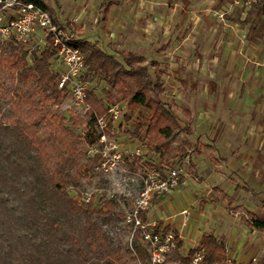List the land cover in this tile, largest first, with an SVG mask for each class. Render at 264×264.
I'll list each match as a JSON object with an SVG mask.
<instances>
[{"label":"trees","instance_id":"trees-1","mask_svg":"<svg viewBox=\"0 0 264 264\" xmlns=\"http://www.w3.org/2000/svg\"><path fill=\"white\" fill-rule=\"evenodd\" d=\"M28 2L51 13L41 0ZM252 10L253 29L258 23L264 26V0ZM72 44L83 53L85 79H101L112 92L109 103L115 97L124 101L122 120H136L129 135L151 154L162 157L171 151L180 126L158 98L163 92L160 74L153 79L144 59L131 53H119L117 59L87 41L75 38ZM28 46L0 41V264H146L143 247H123L104 229L118 216L117 199H103L97 208L90 202L84 208L68 194V189L81 188L85 178L81 162L89 147L98 143L93 115H103L105 105L90 90L88 113L73 117L71 127L63 115L47 111V105L61 106L68 91L58 88L60 74L52 68L51 46L30 53ZM72 128H83L85 133L78 135ZM100 159L96 154L88 162L94 165ZM250 226L264 228V218H254ZM182 247L177 238L166 261L190 264L199 249L204 252L203 264H221L226 256L224 241L211 234H203L186 255Z\"/></svg>","mask_w":264,"mask_h":264},{"label":"rangeland","instance_id":"rangeland-1","mask_svg":"<svg viewBox=\"0 0 264 264\" xmlns=\"http://www.w3.org/2000/svg\"><path fill=\"white\" fill-rule=\"evenodd\" d=\"M41 1L50 8V14L57 22L61 26L67 27V31L72 32L75 38H79V41H87L94 44L105 52L114 55L117 59H119L118 54L122 52L142 57L144 59L143 65L148 68L149 74L152 75L153 79L156 73L160 74L163 92L158 98L174 115L180 126L176 137L171 141V151L164 153L161 157L158 154L148 152L144 143L129 135L135 130L137 124L134 118L130 122L122 120L114 130L113 138L123 152L124 162L118 169L116 168L107 173L103 169H98L99 162L94 165L88 162V159H92L94 155L91 147H89L86 157L81 162L83 165V175L85 176L81 180V188L79 190L68 189V194L76 204L84 208L86 206L79 204L78 198L81 199L85 194H91L93 208L99 207L103 199L118 200L117 218H113L109 223L104 225V229L113 238L115 243L128 247L129 229L122 224L123 216L125 211L129 209L132 200L142 189L141 176L145 170L157 169L159 171H166L175 166H180L184 169L186 175L182 178L177 190L188 181L187 188L190 190L194 188L191 191L198 201L193 205L180 206L174 211L175 213L188 210L191 214V211L201 208L203 216L199 217L205 219L207 222L221 215L229 223L239 220L243 227H249L250 221L254 218H264V212L256 216L242 209L240 210V206H236L235 194H230L234 187H236L235 191L242 190L239 199L241 205L245 203L243 194L249 198L251 197L246 190V184L243 179L244 175L243 177L239 176L241 180L238 181L236 179L238 176L236 171L229 168L228 157L214 152L215 143L211 139V136L209 138L196 137L192 131V129L197 130L195 119L198 112L205 109V112L210 113L213 110L212 100L214 99L213 91L215 90L210 89L208 86V88L204 89L202 86L205 81L218 79V77L213 78L210 74L200 75L194 68H191L202 63L203 59L197 60V55L204 51H206V55H210V53L215 56L220 53L224 55L225 51L229 52L231 48L232 56L235 54L233 50L236 49V54L239 56V60H241L240 62L248 63L247 65H250V62L245 60L249 58L246 54H249L251 50L255 51V49L259 50L261 48L264 55V27L256 25V28L253 29L255 15L252 9L246 17L241 15L240 10L237 9L230 14L220 17L218 14L219 10L221 7H225L230 0H188L190 4L189 12L184 14L183 17L184 20L188 19L189 22L187 25L182 26L180 24L174 25L177 19L183 18L179 10V7L184 5L181 0ZM198 1H201L202 7L196 5ZM110 2L112 5L109 11L113 10L114 13L110 15L111 18L108 21L109 17L104 14V9ZM74 14L82 15V20L77 22V26L68 20V17ZM167 16L171 17L169 19L171 22L169 23L165 19ZM244 18L246 20L249 19L247 24L242 21ZM153 19L159 21L160 27L156 29L155 34L148 37L147 29L149 28L145 24L147 25ZM198 19L200 20L198 21ZM114 21L118 25L112 24ZM191 21L197 24L202 23L201 28H199V25L194 26ZM217 24H220L225 31H219L216 27ZM121 27L124 29L121 30ZM178 27L181 29L175 33L173 41L180 40V37L183 38L187 35L188 44L182 45L181 42H179L180 44L174 43L172 48L156 52L157 49L166 46L164 39H162L163 31H171ZM139 28L141 34L138 33ZM203 28L205 29L203 30ZM219 33L221 35L218 39L216 35ZM231 36L232 39H228ZM133 38H139L140 42H136ZM166 44L167 46L172 45L170 41ZM27 49L28 51L31 49V51H34V46L30 45ZM43 50L44 48L42 47L36 51ZM79 50L82 53L81 49ZM183 55H189V58L186 57L189 60L186 58L182 60ZM224 60L222 57V63L225 62ZM182 64H185V67ZM254 64L260 70H264V58ZM180 66L183 71L180 69ZM87 81L89 89L94 91L98 99L104 105L109 103L108 101L113 98L111 96L112 92L108 90L103 81L97 77H89ZM11 86L15 87L17 83H13ZM114 99L118 100L117 97ZM46 110L63 115L66 119V125L69 127H71V119L73 117L85 116L71 107L69 91L67 98L61 106L47 105ZM185 129H189L191 133L187 134ZM73 130L78 135L85 133L83 128ZM141 133L143 135V131ZM133 152L140 154L136 157L139 158V161L136 158H128V155ZM220 176L226 180V184L222 185L218 183V180L222 178ZM168 195L165 194L163 196ZM156 200L155 198L153 204ZM217 224L218 222H214L210 227L217 226ZM187 229L192 230V226H189ZM196 230L194 235L197 231L198 234L202 233V231L208 232V229L204 225H200L199 230ZM219 239L225 240L224 237ZM252 252L255 254L254 251ZM257 255L259 264L264 263V251L258 252ZM128 264H132V262L128 261Z\"/></svg>","mask_w":264,"mask_h":264},{"label":"crops","instance_id":"crops-1","mask_svg":"<svg viewBox=\"0 0 264 264\" xmlns=\"http://www.w3.org/2000/svg\"><path fill=\"white\" fill-rule=\"evenodd\" d=\"M181 1L184 5L179 7V10L183 17L184 14L189 12L190 4L188 0ZM111 5V2L108 3L104 9V14L109 17L108 21H110V15L114 13L113 10L109 11ZM196 5L202 7L203 4L201 1H198ZM192 11L191 13H193ZM170 18L168 16L165 18L168 23L171 22L169 20ZM68 20L77 26V22L82 20V15H71V17H68ZM242 21L247 24L249 20L244 18ZM188 22V19L184 20L183 17L179 20L177 19L174 25L180 24L185 26ZM191 22H193L194 26L199 25V28L202 26V23L197 24L194 21ZM112 24L118 25L116 21L112 22ZM257 25L261 24L258 23ZM145 26L149 28L147 29L148 37L155 34L156 29L160 27L159 21L156 19L149 21ZM216 27L219 31H225L220 24H217ZM123 29L121 27V30ZM180 29L178 27L171 31H163L162 39H164L166 46L160 48V50L155 49L156 52L166 51L172 48L174 43L181 42L182 45L188 44L187 35L183 38L180 37V40L173 41L175 33ZM138 33L141 34L140 28L138 29ZM220 35L221 33L216 35V37L219 39ZM76 39L79 38L76 37ZM133 39L136 42H140L139 38ZM228 39H232V36ZM169 41L172 43L171 46H167L166 44ZM180 51L182 53V49ZM204 52L197 55V60L203 59L202 63L191 68H194L200 75L210 74L213 78L218 77V79L205 81L202 86L204 89L208 86L210 89L215 90L213 91L214 99L212 100L213 110L210 113L205 112V109L198 112L195 119L197 130L192 129L193 135L206 138L211 136V139L215 143L214 152L228 157L229 168L238 174L236 179L239 181L241 180L240 177L244 175L243 179L246 184V190L251 197L249 198L243 194L245 203L241 205L239 199L242 190L235 191L236 187H234L230 194H235L236 206H240V210L242 209L252 215L259 216L264 212V70H260L254 63L258 62V60L261 61L264 55L261 48L259 50L255 49V51L251 50L249 54H246L249 58L245 60L250 62V65H247L248 63L240 62L241 60H239V56L236 54V49L233 50L235 53L233 56L231 54V48L229 52L225 51L224 55L222 53L216 56L211 55V53L210 55H206V51ZM188 56L183 55L182 60ZM222 57L225 59L223 63ZM182 66L185 67V64H182ZM52 68L55 71L57 70V72L62 71V66L56 60H52ZM180 69L183 71L181 66ZM225 182L226 180L223 177L218 180V183L222 185ZM188 184V181H186L185 185H182L176 192L169 193L168 196L156 197L157 200L153 204L146 220L154 224L156 228H167L179 236L183 242L181 249L183 255H186L190 249L195 248L201 236L207 233L216 238L224 237L228 256L238 262L246 263L253 257L258 258L257 253L264 251V228L243 227L239 220L234 221V223H229L221 215L207 222L205 219L199 217L201 215L203 216L201 208L191 211V214L189 213L187 218L181 216V212H174L180 206L193 205L198 201L193 196L192 191L194 188L191 191L187 188ZM214 222H218L217 226L210 227ZM200 225H204L208 229V232L202 231V233L198 234L197 230H199ZM189 226H192V230L187 229ZM195 230L197 233L194 235ZM251 252L252 254L249 256Z\"/></svg>","mask_w":264,"mask_h":264},{"label":"built area","instance_id":"built-area-1","mask_svg":"<svg viewBox=\"0 0 264 264\" xmlns=\"http://www.w3.org/2000/svg\"><path fill=\"white\" fill-rule=\"evenodd\" d=\"M257 1L230 0L225 7H221L218 14L223 17L237 9L246 17ZM74 39L72 32L53 23L50 13L28 0H0V41L23 46L33 45L34 49L51 46L55 52L54 60L62 66L58 88L67 89L71 96V107L86 115L90 109L86 101L90 89L85 79L84 56L79 48L72 44ZM104 110L103 115H93V127L98 136V143L91 146V151L94 155L101 156L98 169L107 173L118 169L124 162L123 152L113 134L123 119L125 103L122 100H114L105 104ZM139 155L138 152H133L128 158L133 159ZM185 175L180 166L166 171L145 170L141 176L142 189L124 213L122 224L129 229L128 247L131 250L136 245L143 247L148 257L146 264H176L167 262L166 258L173 252L176 240L180 237L172 231L165 232V229L156 228L146 219L154 199L177 190ZM78 200L79 204L87 206L91 202V194H85ZM180 214L187 218L189 211L183 210ZM203 260L204 252L199 249L190 264H203ZM221 264H259V261L257 257H253L246 263L238 262L226 252Z\"/></svg>","mask_w":264,"mask_h":264}]
</instances>
